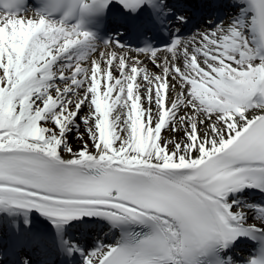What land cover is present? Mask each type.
<instances>
[{
	"label": "snow or ice",
	"instance_id": "1",
	"mask_svg": "<svg viewBox=\"0 0 264 264\" xmlns=\"http://www.w3.org/2000/svg\"><path fill=\"white\" fill-rule=\"evenodd\" d=\"M22 3L0 0V211L49 219L70 262L236 264L237 241L264 236V204L230 199L264 193V0L138 49L68 23L112 0H44L31 17ZM116 3L176 33L190 21L168 0ZM84 218L120 227L121 240L88 250L63 236ZM24 248L0 232V264H32Z\"/></svg>",
	"mask_w": 264,
	"mask_h": 264
},
{
	"label": "bare ground",
	"instance_id": "2",
	"mask_svg": "<svg viewBox=\"0 0 264 264\" xmlns=\"http://www.w3.org/2000/svg\"><path fill=\"white\" fill-rule=\"evenodd\" d=\"M236 2H240V0H235ZM245 7V5H243V8ZM33 13H29L27 14L29 17L32 16ZM223 23H229V22H222ZM153 71H155L156 69H152ZM70 143H72L74 149H78L80 147V143L76 138H75V134H74V137H72V139L70 140ZM89 147L91 148V144H89ZM67 155V154H65ZM242 195H239L238 197H232L233 199H236V198H239L242 201V198H241ZM231 198V197H230ZM37 215L35 214H31V213H27V212H24L23 210H15L13 213H9L7 211H0V230H10L11 228H8V224L9 222L10 223H14L15 225V228L18 229L19 231V225L22 221H29L31 220V222H33V226H32V230H34V228L38 227V223H37ZM39 218V217H38ZM41 218V217H40ZM43 225H41L40 227L38 228H41ZM6 230V231H7ZM16 230V229H15ZM20 234H24V231L21 232ZM25 235V234H24ZM34 241H36L35 238L31 237V235H27V242L29 244H33ZM48 244V243H47ZM39 247H41V250H43V253H42V257H47V256H50L51 252L49 249L46 248V246H43V245H39ZM78 264H81V261L78 262Z\"/></svg>",
	"mask_w": 264,
	"mask_h": 264
},
{
	"label": "rangeland",
	"instance_id": "3",
	"mask_svg": "<svg viewBox=\"0 0 264 264\" xmlns=\"http://www.w3.org/2000/svg\"><path fill=\"white\" fill-rule=\"evenodd\" d=\"M74 134H75V133H72V134H71V139H72V137H74Z\"/></svg>",
	"mask_w": 264,
	"mask_h": 264
}]
</instances>
